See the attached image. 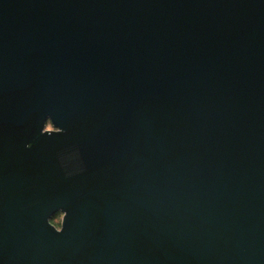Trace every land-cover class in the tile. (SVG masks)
<instances>
[{
    "label": "water",
    "instance_id": "obj_1",
    "mask_svg": "<svg viewBox=\"0 0 264 264\" xmlns=\"http://www.w3.org/2000/svg\"><path fill=\"white\" fill-rule=\"evenodd\" d=\"M0 264H264V0H0Z\"/></svg>",
    "mask_w": 264,
    "mask_h": 264
},
{
    "label": "rangeland",
    "instance_id": "obj_2",
    "mask_svg": "<svg viewBox=\"0 0 264 264\" xmlns=\"http://www.w3.org/2000/svg\"><path fill=\"white\" fill-rule=\"evenodd\" d=\"M48 128H53L52 124L50 123L48 125ZM64 215L62 213L57 214L51 219V222L59 229L62 228V222H63Z\"/></svg>",
    "mask_w": 264,
    "mask_h": 264
},
{
    "label": "flooded vegetation",
    "instance_id": "obj_3",
    "mask_svg": "<svg viewBox=\"0 0 264 264\" xmlns=\"http://www.w3.org/2000/svg\"><path fill=\"white\" fill-rule=\"evenodd\" d=\"M52 124V126H53V128H48V125L49 124ZM45 131H52V132H58V131H63V130H60V128H58V127H56L54 124H53V122L51 121V120H48V122H47V126H46V130ZM59 213H62L63 215H64V213L62 212V211H59V212H57L54 216H56L57 214H59ZM53 216V217H54ZM52 217V218H53ZM51 218V219H52Z\"/></svg>",
    "mask_w": 264,
    "mask_h": 264
}]
</instances>
